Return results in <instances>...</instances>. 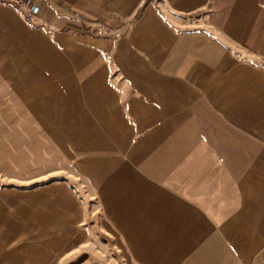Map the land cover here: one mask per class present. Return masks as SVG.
Here are the masks:
<instances>
[{
    "label": "crops",
    "instance_id": "obj_1",
    "mask_svg": "<svg viewBox=\"0 0 264 264\" xmlns=\"http://www.w3.org/2000/svg\"><path fill=\"white\" fill-rule=\"evenodd\" d=\"M36 3L0 0V122L55 140V183L0 190L35 235L0 264L52 263L79 218L92 244V214L101 264H263L264 0Z\"/></svg>",
    "mask_w": 264,
    "mask_h": 264
},
{
    "label": "rangeland",
    "instance_id": "obj_2",
    "mask_svg": "<svg viewBox=\"0 0 264 264\" xmlns=\"http://www.w3.org/2000/svg\"><path fill=\"white\" fill-rule=\"evenodd\" d=\"M14 125L17 126L13 123L0 122V190H25L34 182H42L41 185L47 182L55 183V140L35 137L38 134L35 132H31L33 136L27 138H13L11 136L18 134L12 130ZM92 201L95 203L94 200ZM92 206V210L98 212L94 204ZM90 220L92 226L96 227V230L90 232L92 244L88 240L87 245L84 244L85 236L82 233L84 222L82 218H79L74 224L76 231L65 232L70 237H74L76 245H67L64 251L55 250V245L48 246L47 243L55 238V232L44 231L43 250L49 251L45 256L49 255L52 258L53 261L50 264H101V250L103 252L106 250L105 247L100 246L98 216L92 214V218L85 223H89ZM34 239L35 235L28 236L24 231L14 237H11L7 230L0 231V259H6V261L19 259L18 257L23 256L27 250L26 245L17 248L13 244H25L35 241ZM37 248L39 249L40 246ZM12 249L20 250V254L16 256L9 254ZM111 249L114 250V248Z\"/></svg>",
    "mask_w": 264,
    "mask_h": 264
},
{
    "label": "built area",
    "instance_id": "obj_3",
    "mask_svg": "<svg viewBox=\"0 0 264 264\" xmlns=\"http://www.w3.org/2000/svg\"><path fill=\"white\" fill-rule=\"evenodd\" d=\"M7 2L15 7L24 9V20L30 22L39 11V5L36 0H1ZM264 264V262H263Z\"/></svg>",
    "mask_w": 264,
    "mask_h": 264
}]
</instances>
